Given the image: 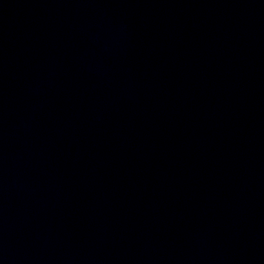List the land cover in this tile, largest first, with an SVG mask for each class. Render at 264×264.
Here are the masks:
<instances>
[{"label":"water","instance_id":"water-1","mask_svg":"<svg viewBox=\"0 0 264 264\" xmlns=\"http://www.w3.org/2000/svg\"><path fill=\"white\" fill-rule=\"evenodd\" d=\"M0 264H264V0H0Z\"/></svg>","mask_w":264,"mask_h":264}]
</instances>
